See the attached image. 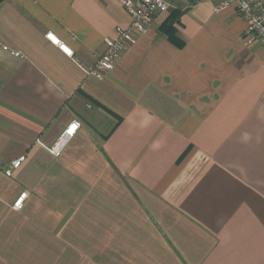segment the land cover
Returning a JSON list of instances; mask_svg holds the SVG:
<instances>
[{
	"label": "crops",
	"instance_id": "crops-1",
	"mask_svg": "<svg viewBox=\"0 0 264 264\" xmlns=\"http://www.w3.org/2000/svg\"><path fill=\"white\" fill-rule=\"evenodd\" d=\"M221 1L171 0L103 80L121 0L0 3V264H264V47Z\"/></svg>",
	"mask_w": 264,
	"mask_h": 264
},
{
	"label": "built area",
	"instance_id": "built-area-1",
	"mask_svg": "<svg viewBox=\"0 0 264 264\" xmlns=\"http://www.w3.org/2000/svg\"><path fill=\"white\" fill-rule=\"evenodd\" d=\"M121 2L130 16L129 24L116 26L114 37L106 39L104 53L95 65L85 69L89 76L99 80L105 79L115 69L124 54L136 44L139 36L151 27L159 15L166 13L171 7V0H121ZM229 8H235L246 21V27L241 34L245 47L256 45L264 47V0H222L215 6V11L222 12ZM46 38L68 56L73 55V51L54 33H47ZM4 49L9 50V47L4 46ZM11 53L15 56H21L19 51H11ZM81 126V121H72L55 143L49 146L45 145L47 151L55 157H60ZM24 159L25 156H21L12 161L5 173L11 176L13 170L18 168ZM27 196L26 191L20 193L12 204L13 209L21 210Z\"/></svg>",
	"mask_w": 264,
	"mask_h": 264
},
{
	"label": "rangeland",
	"instance_id": "rangeland-1",
	"mask_svg": "<svg viewBox=\"0 0 264 264\" xmlns=\"http://www.w3.org/2000/svg\"><path fill=\"white\" fill-rule=\"evenodd\" d=\"M196 1L197 0H172L174 6H180L182 8L186 7L187 5L194 3Z\"/></svg>",
	"mask_w": 264,
	"mask_h": 264
},
{
	"label": "trees",
	"instance_id": "trees-1",
	"mask_svg": "<svg viewBox=\"0 0 264 264\" xmlns=\"http://www.w3.org/2000/svg\"><path fill=\"white\" fill-rule=\"evenodd\" d=\"M2 1H3V0H0V3H1ZM171 10H173V9H171ZM174 11H175V9H174ZM174 11H173V12H174ZM169 21H170V20H168V22H169ZM168 22H166V23H168ZM167 33L169 34V37H170L171 39L177 41V39H176V31H175L174 27L170 26V27L168 28V30H167Z\"/></svg>",
	"mask_w": 264,
	"mask_h": 264
}]
</instances>
